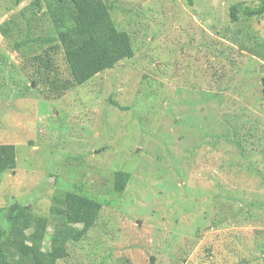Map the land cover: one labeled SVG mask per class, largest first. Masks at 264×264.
Instances as JSON below:
<instances>
[{
    "label": "rangeland",
    "instance_id": "1",
    "mask_svg": "<svg viewBox=\"0 0 264 264\" xmlns=\"http://www.w3.org/2000/svg\"><path fill=\"white\" fill-rule=\"evenodd\" d=\"M36 1L0 0V145L17 160L0 174V225L14 205L47 217L81 194L102 211L57 264H264V63L250 53L264 16L230 14L257 0H105L134 57L55 100L26 58L54 30ZM33 18L42 31L17 49L13 23Z\"/></svg>",
    "mask_w": 264,
    "mask_h": 264
},
{
    "label": "trees",
    "instance_id": "2",
    "mask_svg": "<svg viewBox=\"0 0 264 264\" xmlns=\"http://www.w3.org/2000/svg\"><path fill=\"white\" fill-rule=\"evenodd\" d=\"M45 8L54 30L41 45L54 43L42 49L27 62H32L33 83L45 86L46 99H59L67 91L83 86L102 72L112 70L117 64L134 57L131 36L115 25L105 0H37ZM233 21L263 17L264 0L255 6L234 5L230 9ZM37 18V16H36ZM11 27L26 38L16 48L34 44L42 31L38 19L27 21L25 28ZM40 39H37L39 41ZM52 51H62L69 77H62L60 67L53 63ZM264 63V43L250 49ZM63 74V73H62ZM220 91V89H219ZM214 94L213 97H216ZM116 105V104H115ZM117 106V105H116ZM127 110V109H123ZM242 149V142L235 141ZM17 167L16 149L13 145H0V174ZM131 179L124 171L114 174V188L123 193ZM54 199L60 211L49 216L34 214L29 207L14 205L5 210L7 225H0V264H57L69 256L68 245L81 242L98 222L103 204L84 195ZM52 227V233L49 228ZM49 245L46 246V242Z\"/></svg>",
    "mask_w": 264,
    "mask_h": 264
},
{
    "label": "water",
    "instance_id": "3",
    "mask_svg": "<svg viewBox=\"0 0 264 264\" xmlns=\"http://www.w3.org/2000/svg\"><path fill=\"white\" fill-rule=\"evenodd\" d=\"M263 84H264V80H263ZM264 93V92H263Z\"/></svg>",
    "mask_w": 264,
    "mask_h": 264
}]
</instances>
